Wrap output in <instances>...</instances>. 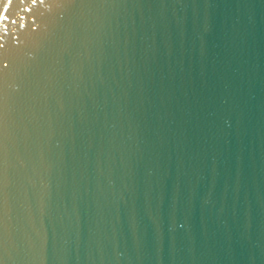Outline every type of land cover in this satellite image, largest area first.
Here are the masks:
<instances>
[{
  "label": "water",
  "instance_id": "water-1",
  "mask_svg": "<svg viewBox=\"0 0 264 264\" xmlns=\"http://www.w3.org/2000/svg\"><path fill=\"white\" fill-rule=\"evenodd\" d=\"M0 264H264V0H0Z\"/></svg>",
  "mask_w": 264,
  "mask_h": 264
}]
</instances>
